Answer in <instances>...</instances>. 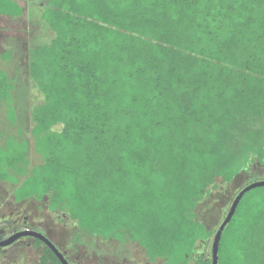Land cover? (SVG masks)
Segmentation results:
<instances>
[{
	"label": "trees",
	"instance_id": "obj_1",
	"mask_svg": "<svg viewBox=\"0 0 264 264\" xmlns=\"http://www.w3.org/2000/svg\"><path fill=\"white\" fill-rule=\"evenodd\" d=\"M22 14L0 0V15ZM39 18L53 36L29 51L41 97L30 141L0 143L13 202L46 199L79 230L75 245L113 240L149 263L211 264L229 208L210 229L200 206L244 175L239 191L264 180L252 174L264 170V0H46ZM14 89L0 69V113L21 134ZM39 264L60 262L44 246ZM218 264H264V187L238 203Z\"/></svg>",
	"mask_w": 264,
	"mask_h": 264
},
{
	"label": "rangeland",
	"instance_id": "obj_2",
	"mask_svg": "<svg viewBox=\"0 0 264 264\" xmlns=\"http://www.w3.org/2000/svg\"><path fill=\"white\" fill-rule=\"evenodd\" d=\"M15 1L22 7L24 14L18 18L0 16V69L7 72L15 86L12 96L19 117L17 127L21 134L18 133L15 127L6 125V115L2 111L0 113V143H4L12 135L16 138L24 137L30 141V107L39 103L41 97L28 79L29 51L37 45L48 44L53 36L52 32L39 18V8L45 4L46 0ZM5 53L10 54V59H4ZM38 162L39 160L36 157L33 163ZM252 174L262 178L264 177V170H254ZM251 177L249 175L242 176L240 183L232 186L227 194L223 193V186L219 187L217 191H213L210 200L200 206L199 218L205 221L210 229L215 228L224 215H222V209L230 207L239 189ZM26 204L28 205L26 215L30 217L33 225H42L47 222L54 230L64 228L62 218L57 217V214L48 212L46 199L41 202L30 201ZM20 205L13 202L11 187L6 183H0V218L3 219L8 212L16 211ZM61 232L64 235L57 232L59 236H50V240L57 246L59 251L68 252L70 263L116 264L115 255L111 252H116L119 247L117 242L113 240L109 242L99 240L96 242L93 239L85 242L86 245H75L71 239L78 234L79 230L70 221H68V227H65ZM92 241H95V246L91 244ZM210 249L211 242L206 247L208 252H210ZM126 252L133 255L135 261L132 264H146L147 260L144 253L138 246L129 244ZM0 264H39V254L32 252L31 249H17L7 257H0ZM154 264L163 263L157 261Z\"/></svg>",
	"mask_w": 264,
	"mask_h": 264
},
{
	"label": "flooded vegetation",
	"instance_id": "obj_3",
	"mask_svg": "<svg viewBox=\"0 0 264 264\" xmlns=\"http://www.w3.org/2000/svg\"><path fill=\"white\" fill-rule=\"evenodd\" d=\"M27 206L28 205L26 203H22L19 209H17L16 211L8 212V214H6L3 219L0 218V242L6 241L16 233H20L25 230L39 232L45 237H47L49 240H50V236L58 237L59 235H57V232H60L61 233L60 235H64V233H62L61 231L65 227L66 228L68 227V221H69V219L64 214L56 215L57 217L62 218V224H64V228H62V230H57V229L54 230V228L50 226L47 222L43 223L42 225H33L30 221V217L26 215L28 209ZM37 241H38L37 239H34L32 237H28V236L21 237L8 246L0 247V257H7V255H10L12 251L24 248V249H31L32 252H37L40 258L42 254V249L46 245L44 244H42L43 246L37 245ZM126 249L127 247L125 249H117L116 252H111V254L115 255L114 257L116 259V264H132L135 261L133 259V255L128 254L126 252ZM60 252L64 255L66 261L69 264H72L70 263L69 260L70 257L68 252L61 250ZM146 264H152V263H149L147 261Z\"/></svg>",
	"mask_w": 264,
	"mask_h": 264
},
{
	"label": "water",
	"instance_id": "obj_4",
	"mask_svg": "<svg viewBox=\"0 0 264 264\" xmlns=\"http://www.w3.org/2000/svg\"><path fill=\"white\" fill-rule=\"evenodd\" d=\"M260 187H264V180H259V181H256V182H253V183L246 185L234 197L226 215L224 216V219L220 223V225H219L218 229L216 230L215 235L212 239L211 249H210L211 264H218L219 242H220V239H221V236H222L224 229L229 224L230 220L232 219V217L236 211L238 203L240 202L242 197L247 192H249L253 189H256V188H260ZM24 236L25 237L26 236L32 237L34 239L41 241L44 245H46L54 253V255L59 260L60 264H69L66 261L64 255L55 246V244L52 243L47 237H45L44 235H42L41 233L36 232V231L25 230L23 232L16 233L15 235L10 237L6 241L0 242V247L8 246L11 243H13L14 241H16L19 238L24 237Z\"/></svg>",
	"mask_w": 264,
	"mask_h": 264
},
{
	"label": "crops",
	"instance_id": "obj_5",
	"mask_svg": "<svg viewBox=\"0 0 264 264\" xmlns=\"http://www.w3.org/2000/svg\"><path fill=\"white\" fill-rule=\"evenodd\" d=\"M22 10H23V9H22ZM23 14H24V13H23ZM23 14H22V15H23ZM0 16H2V17H8V16H3V15H0ZM20 17H21V16H20ZM10 18H11V17H10Z\"/></svg>",
	"mask_w": 264,
	"mask_h": 264
}]
</instances>
